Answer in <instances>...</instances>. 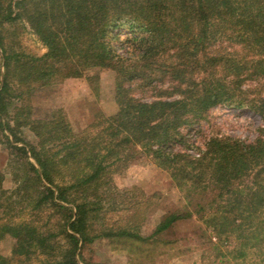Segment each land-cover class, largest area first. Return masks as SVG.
Listing matches in <instances>:
<instances>
[{"label": "trees", "instance_id": "obj_1", "mask_svg": "<svg viewBox=\"0 0 264 264\" xmlns=\"http://www.w3.org/2000/svg\"><path fill=\"white\" fill-rule=\"evenodd\" d=\"M16 21L30 26L47 53L27 59L15 53L5 55L0 113L13 92V69L26 83L39 78L49 82L57 72L79 78L83 70H113L117 73L119 110L102 120L109 139L99 137L97 147L110 153L111 146L139 145L170 171L179 189H187V198L214 194L217 236H224L225 230H241L247 235L253 232L249 225L264 211V91L257 86L241 87L247 80L264 81V0H0V29ZM119 29L127 30L121 41L125 56L114 48ZM0 48L4 54L1 33ZM210 48L213 53L208 52ZM41 61L49 68L34 67ZM50 61L55 65L50 66ZM127 66L133 69L128 74ZM191 72L200 77L188 78ZM165 78L168 87H154L159 93L152 95L151 101L120 94L124 80L137 82L143 89L164 83ZM219 105L245 107L259 116L263 126L257 137L251 142L211 138L198 159H192L184 149L167 150L175 143L184 146L179 130ZM2 126L11 132L15 143H25L16 149L25 156L30 153L38 167L29 166L34 177L40 185L41 178L50 186H43L33 209L52 207L66 218L63 236L67 247H58L61 252L57 257V236L42 233L28 222L1 224L0 241L12 237L14 255L29 256L36 251L49 255L42 264H79V244L92 240L88 221L93 210L86 192L122 162V152L114 153V160L104 164L106 156L95 152L87 136L93 124L82 131L83 135L73 134L61 115L57 121L51 118L33 123L35 145L18 138L9 124ZM82 152L86 155L78 160ZM57 165L67 173L63 184L56 181V175L61 174ZM81 189L83 197L71 193ZM189 217L186 212L168 215L154 235ZM0 264L10 263L0 256Z\"/></svg>", "mask_w": 264, "mask_h": 264}, {"label": "rangeland", "instance_id": "obj_2", "mask_svg": "<svg viewBox=\"0 0 264 264\" xmlns=\"http://www.w3.org/2000/svg\"><path fill=\"white\" fill-rule=\"evenodd\" d=\"M0 33L5 50L3 54V48H0V82L5 75V55L15 53L27 59L40 58L47 53V48L24 21L4 24ZM118 33L119 39H113L114 48L125 56L121 41L127 30L119 29L115 34ZM212 49L208 52L213 53ZM54 65L50 61V66ZM34 67L43 71L49 68L46 61ZM127 68L126 74L133 70L130 66ZM214 71L217 72V67ZM13 72V92L6 97L5 111L0 113V225L28 222L42 233L56 235L54 254L57 257L60 248L67 247L63 236L66 218L52 207L33 209L43 186H50L41 178L39 184L29 167L32 164L38 168L30 153L25 156L16 149L25 147V143H15L11 132L2 126L9 124L18 138L35 145L37 138L31 131L33 123L51 118L57 121L61 115L73 134L83 135L85 132L82 131L93 124L87 136L91 146H95V152L106 156L104 164L114 160V153L122 152V162L102 175L96 182L99 186L92 183L86 192L93 210L88 221V234L92 240L79 244L76 252L79 264H264V211L249 225L253 230L251 234L225 230L224 236H217V201L213 193L187 198V189H179L170 171L139 145L111 146L110 153L97 147L96 142L101 141L99 137L109 139L108 132L102 129L105 127L102 120L116 115L119 110L115 71L83 70V76L79 78L63 77L64 73L57 72L49 82L39 78L28 83L17 78V70L13 69ZM187 77L196 80L200 75L191 72ZM168 82L165 78L164 83L142 89L138 88L137 82L124 80L120 94L134 100L151 101V96L159 93L155 89L164 90ZM255 86L264 91V81L247 80L241 89ZM261 126L263 122L250 109L215 106L203 119H194L179 130V136L186 141L184 146L175 143L167 150L179 152L184 149L192 159H198L206 150L209 139L224 136L251 142ZM80 155L78 160L84 159L86 152ZM60 166H56V171L61 173L56 175L57 184L68 180L65 168ZM82 191L71 193L78 196ZM185 212L189 218L154 235L156 227L168 215ZM14 244L15 240L10 236L0 241V256L8 259L10 264H42L50 258L40 251L29 256L14 255Z\"/></svg>", "mask_w": 264, "mask_h": 264}]
</instances>
